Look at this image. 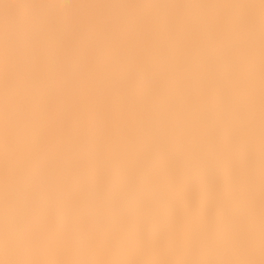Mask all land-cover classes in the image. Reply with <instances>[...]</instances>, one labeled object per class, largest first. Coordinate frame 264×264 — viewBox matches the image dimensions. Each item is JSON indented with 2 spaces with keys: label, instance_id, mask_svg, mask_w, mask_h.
Segmentation results:
<instances>
[{
  "label": "bare ground",
  "instance_id": "6f19581e",
  "mask_svg": "<svg viewBox=\"0 0 264 264\" xmlns=\"http://www.w3.org/2000/svg\"><path fill=\"white\" fill-rule=\"evenodd\" d=\"M45 13L49 183L25 264H264V0H0V82ZM230 34L239 48L225 55ZM161 101L163 142L148 126ZM14 179L0 149V214Z\"/></svg>",
  "mask_w": 264,
  "mask_h": 264
},
{
  "label": "clouds",
  "instance_id": "9594fccd",
  "mask_svg": "<svg viewBox=\"0 0 264 264\" xmlns=\"http://www.w3.org/2000/svg\"><path fill=\"white\" fill-rule=\"evenodd\" d=\"M51 13L26 32L18 41L20 55L19 72L16 77L7 75L0 82V149H2L6 174L15 171V179L6 182L3 212L0 214V256L14 264H25V259L41 243L42 234L37 222L38 209L45 199V186L49 183L47 174L48 157L40 151L43 136V113L46 107V91L41 86L38 70L44 45L50 34L55 31ZM225 55L235 53L239 48L238 34H230L223 45ZM97 54L103 57L101 44L96 46ZM225 70L230 64L223 65ZM76 67L70 60L66 61L62 73L71 77ZM141 81L150 84L154 73L141 72ZM167 107L161 101L154 106L148 119L152 134L163 142L164 132L161 127L163 115ZM229 121L237 117L228 112ZM233 142L239 148V140L235 135ZM19 150L27 154V158L18 163L14 152ZM185 166L193 167L190 156H184ZM74 242L81 248H87L90 237L79 228L73 229ZM230 245L243 243L239 236L224 241Z\"/></svg>",
  "mask_w": 264,
  "mask_h": 264
}]
</instances>
